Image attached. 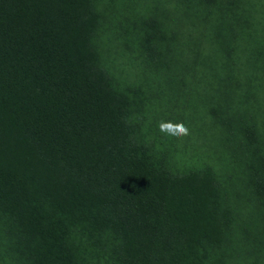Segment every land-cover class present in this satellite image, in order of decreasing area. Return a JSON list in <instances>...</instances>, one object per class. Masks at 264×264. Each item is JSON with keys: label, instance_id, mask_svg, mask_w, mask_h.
<instances>
[{"label": "trees", "instance_id": "16d2710c", "mask_svg": "<svg viewBox=\"0 0 264 264\" xmlns=\"http://www.w3.org/2000/svg\"><path fill=\"white\" fill-rule=\"evenodd\" d=\"M97 1L0 0V264H264V0ZM126 7L139 82L107 53Z\"/></svg>", "mask_w": 264, "mask_h": 264}, {"label": "rangeland", "instance_id": "374dc122", "mask_svg": "<svg viewBox=\"0 0 264 264\" xmlns=\"http://www.w3.org/2000/svg\"><path fill=\"white\" fill-rule=\"evenodd\" d=\"M129 1L134 11H137L136 7L143 6V5H150L153 2V0H98L95 4H97V6L106 5L108 3L122 5V4L128 3ZM156 1H160V0H156ZM128 9L129 8L126 7L125 9H121V11L118 13V16L120 17V23L116 22L115 27L117 29V27H119L120 25L118 29L119 32L115 31L114 29V33L116 34V37H120V38L124 37L126 39V43L125 45L124 44L118 45L115 43L114 40H112L109 43L107 53L110 54V56L112 57V59H114L115 62H117L115 65L122 70L124 77L128 79V81L135 80V82H139L143 77L141 70H144V68H143V64L141 63L140 59H138L139 61L135 59V61H138L139 65L135 64V61H134L135 57L132 56V55H137L136 49H134L135 43H133V41H130V37L126 35V32H127L126 26L127 25L130 26V18H126L124 15H127ZM169 9L173 11L172 7L170 8V6H169ZM129 11H131V9ZM181 19H183V17H181ZM180 29H182L180 32L183 33V38L190 40L192 37V34H194L193 28L188 27L185 24H180ZM110 38H115V37L111 35ZM127 45L133 46V47L130 48ZM177 52H178V49L176 48L174 55L177 54ZM186 54L187 52H180V56H181L180 60H182L183 56ZM173 68L174 70H176V73L178 76L180 75L182 69H184V68H179L178 64H175ZM189 76L192 78V75H189ZM146 81L148 82L147 79ZM200 100L201 99H197V100L181 99L179 101V99H174L172 101V104L174 101H177L178 105L181 108L184 107V111H188L190 109L191 104H193V102L197 103L199 107L202 103L200 102ZM261 100H263L264 102V99H260V101ZM165 102H166V99H163L161 101V104H165ZM204 102L209 103L208 100ZM160 106L162 105H160L159 103V105L157 106V109H159L160 112H163L161 111L163 110L162 109L163 107H160ZM177 115L179 117V114ZM171 121L183 122L182 120H171ZM183 123L189 128V135L181 137V138L170 136L173 139L174 145H176V152L179 155L184 156L185 159H188L190 162H193V163H199V162L205 161L214 168V171L216 173L224 172V170L226 171L231 170V165L225 160H223L221 156H218L217 152L215 153L213 152V150L215 149V145L213 146L212 143L206 144L207 138L209 135L203 132L204 130H206V126L203 125L200 119H195L194 125L192 126H188L186 122H183ZM210 130L211 128H209V125H208V128H207L208 133L210 132ZM161 133L162 135H166L163 132ZM223 161H225V163H223ZM241 199H245V196H241ZM252 206H253L252 203H246L245 205H243L242 213L245 218H248V211L252 209ZM230 242L237 248H239L240 245L242 246V242H239V240L236 238H232ZM224 262L228 264V263L234 262V259L230 255H226Z\"/></svg>", "mask_w": 264, "mask_h": 264}, {"label": "clouds", "instance_id": "9594fccd", "mask_svg": "<svg viewBox=\"0 0 264 264\" xmlns=\"http://www.w3.org/2000/svg\"><path fill=\"white\" fill-rule=\"evenodd\" d=\"M159 129L166 135L181 138L189 135V128L183 122L160 121Z\"/></svg>", "mask_w": 264, "mask_h": 264}]
</instances>
